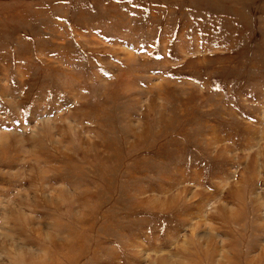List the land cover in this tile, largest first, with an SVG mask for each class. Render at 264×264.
I'll return each instance as SVG.
<instances>
[{
  "label": "rangeland",
  "instance_id": "374dc122",
  "mask_svg": "<svg viewBox=\"0 0 264 264\" xmlns=\"http://www.w3.org/2000/svg\"><path fill=\"white\" fill-rule=\"evenodd\" d=\"M0 264H264V0H0Z\"/></svg>",
  "mask_w": 264,
  "mask_h": 264
}]
</instances>
